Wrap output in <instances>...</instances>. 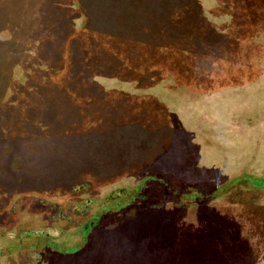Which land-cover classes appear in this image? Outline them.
<instances>
[{"label": "trees", "instance_id": "obj_1", "mask_svg": "<svg viewBox=\"0 0 264 264\" xmlns=\"http://www.w3.org/2000/svg\"><path fill=\"white\" fill-rule=\"evenodd\" d=\"M130 1L145 14L141 0ZM164 1L150 28L139 13H118L107 29L88 26L87 4L71 22L68 3L63 44L49 27L52 0L30 13L39 19L32 24L31 0H0V264L18 256L54 264L55 255L66 264L75 256L81 264H264V236L252 233L253 248L246 228L242 240L246 217L264 224L262 91L250 105L238 78L221 81L234 48L249 40L241 12L264 18V0ZM194 17L215 36L192 43L183 28ZM239 89L244 97L229 105L225 95ZM151 137L165 157L151 154ZM52 159L65 161L61 184L41 189L47 180L35 170ZM127 212L152 229L118 261L109 219ZM76 216V228L54 225ZM71 232L75 245L66 243ZM140 244L149 249L136 251Z\"/></svg>", "mask_w": 264, "mask_h": 264}, {"label": "rangeland", "instance_id": "obj_2", "mask_svg": "<svg viewBox=\"0 0 264 264\" xmlns=\"http://www.w3.org/2000/svg\"><path fill=\"white\" fill-rule=\"evenodd\" d=\"M32 3H28L29 4V8H31V11L29 12L28 15V23L33 22V19L36 22H39V19L31 16L30 13L34 12V10L38 11V7H41V4H45L46 0H31ZM53 2V6L51 8V16L53 17V13H54V18H53V23L49 26L50 22H46L43 21L44 24H46L47 26L50 27V30H52L54 32L53 36L54 39H57L59 42H63V44H65V30H67V25L65 26V13L67 12V16H70L69 19L71 22L75 23L76 25L78 23H80V19H78V11L77 13L75 12L77 10L78 5L81 4H87L85 5V10L86 13L88 14V26L90 27H94L96 24H99V26L101 28H110L111 26H115L113 24H111L113 17L116 20L118 18L119 14H124L126 13L128 15V17L131 18H135V15L137 13L143 15V17L141 18L143 20V24L142 27H149L151 25V16L152 14H154V10H158V11H162L164 10V8L167 10L169 8V6L167 5V3L163 0L161 3H159V5H156V3L154 4V6L150 7L148 6V0H141V5H145L146 10H145V14L142 13V11L138 8V6L134 5L130 0H113L112 2H106L105 0H52ZM68 3H70V9L73 10V12L70 11H66L65 12V5L67 6ZM54 7H56V9H54ZM28 8V9H29ZM213 9V8H212ZM167 12V11H166ZM119 13V14H118ZM209 19L210 21L213 19V16L211 13H209ZM225 15H221V16H214L217 18H222V23H223V19L226 21L230 20V17L228 18L227 16H225V18L223 17ZM241 16H244V19H240L242 25L239 26L241 28L245 27L246 31L244 32L245 35H247L249 37V40L247 43L240 45V47L236 46L234 49L237 50V56L234 55V57L232 56L233 54H231L232 58H230L228 60L227 63H225V67H224V74L221 76V81H232L235 80V78L237 79V83L241 84L242 87L247 86L248 90V94L250 95L249 97H247L249 100H247V103H249L250 105H256L257 104V100L255 98L256 94L262 91V100H264V75L262 74V72L260 71V69L262 68V66L264 65V63H261L262 57H264V29H262V26H264V18H262L260 15H256L251 14V13H243L241 12ZM241 18V17H240ZM106 19V20H103ZM204 19H202V21L199 18H192L191 20V24L190 25H186L183 28L184 30H190L192 31V33L188 36L189 39L192 40L193 42L196 41H200V40H205L206 38H213L212 34L213 32L211 31L210 26L207 24V22H203ZM114 22V21H113ZM180 25L177 28V31L182 29V25H183V21L180 20ZM121 26V24H120ZM127 25H123V27L125 28ZM134 28H132L133 30ZM213 36H215L213 34ZM164 37H166L164 35ZM218 39V38H215ZM189 40V41H191ZM219 40V39H218ZM197 44V43H194ZM195 48L192 47V50H194ZM196 50V49H195ZM230 53H232L231 51L227 54L229 55ZM231 56H226V59L231 57ZM189 62H194L193 60H189ZM258 62V63H257ZM194 71H198L199 69L198 66L193 65L192 66ZM259 72V73H258ZM255 73V74H252ZM258 73V74H256ZM213 74V72L209 73V77ZM227 77L230 80H227L225 78ZM241 77V78H240ZM245 85V86H244ZM245 91H243L242 89H239L238 91L234 92V91H230L228 94L225 95V100L229 105H234L236 102H238L240 96L243 98ZM237 98V99H236ZM262 107H264V104H261ZM261 107V108H262ZM260 115V114H259ZM238 133L242 132L241 129H239L237 131ZM241 140H244V137H237ZM240 142L237 141L236 144H239ZM157 143H155L154 139L151 137L150 139H148L147 141V145L149 147L151 151V154H157V156L160 157H165L163 155H159L160 152L157 151ZM217 149H221V148H217ZM236 150V148H235ZM221 151V150H220ZM224 151V150H222ZM174 155H179L178 152H175ZM169 156V155H168ZM175 157V156H174ZM50 161V160H49ZM48 161V162H49ZM45 162V161H44ZM65 161L62 160H56V159H52L50 161V163L47 166L43 165V168L41 170H35L37 177L39 176V178H44L45 180H47V182H45L44 184H42L41 189H50V188H54L57 187L58 185L61 184V182H57L58 179L60 178V176L62 175L61 173H59V171L57 170V168H59ZM37 163V162H36ZM53 173V177H50ZM39 174V175H38ZM75 174L70 178V180H72L74 178ZM71 185V184H69ZM74 200H79V199H74ZM250 204L253 205V201L249 202ZM250 206V205H248ZM47 209V207H45ZM248 209H250L252 211L253 207H247ZM46 209H43L44 212H46L45 215H50L51 211H48ZM256 209V208H254ZM256 211V210H255ZM133 212H127L126 215H123L122 217L119 218V222L116 220H110V222H113L115 224V228H113L112 233L109 235L111 237V240H115L118 243V248L116 249L115 252V257L116 259H120L119 256H125V252L126 249H128V252H133V250L130 248L131 247V242L130 240H134L137 239L138 237L140 238V236L143 234V230H148V228H150L151 222H149L146 219H143V217H136L134 215H132ZM148 216V215H147ZM78 216H76L73 220H71V222H65V220L63 222H59L57 224H54L56 227H61L64 230L67 229H73L76 228L77 225L79 224V222L81 221V219L77 218ZM152 219H157L158 216L154 215V216H149ZM259 217H254V216H248L246 217L245 221L243 222L244 224V235L242 234V240L243 243H245V230L246 228L250 229L251 234L254 232L259 233L260 236H264V224H261L258 221ZM122 219V221H120ZM159 219V218H158ZM131 221V222H130ZM109 222V223H110ZM111 225V224H110ZM20 226V225H19ZM113 227V226H112ZM104 226L103 224L99 225L96 233H102V235L104 234V232L106 231V229H103ZM152 229V228H150ZM115 230V231H114ZM42 232V230H40ZM44 231V230H43ZM70 231V230H69ZM145 232V231H144ZM45 235V234H44ZM70 238L68 239V242H66L68 245H75L79 242V235H76L74 233H70ZM255 235L252 234L250 238H248V242H250L252 244L253 248H256L258 245V242H253L252 238ZM99 239L101 238V235L98 234ZM122 237H125L124 240H122ZM120 240H121V244H120ZM130 243H129V242ZM130 245V247L128 245ZM144 248V246H143ZM142 245H138L137 248L135 249L136 251H147L149 249L148 246H145V248L143 249ZM255 251V249H254ZM38 253V252H37ZM254 254V253H253ZM40 256V255H39ZM33 257V256H32ZM65 257L63 256H59V255H55L54 259H53V263L54 264H66ZM75 259L73 260V263L71 264H81V262H79L78 260L81 258L79 257H74ZM128 259V257H126ZM136 258V257H135ZM130 261H131V257H129ZM119 261V260H118ZM8 263V262H12V264H38L40 262V259L35 257V259H31V257H17L14 258L13 260H10L9 258L5 257L4 258V263ZM87 264V263H86ZM98 264V263H95Z\"/></svg>", "mask_w": 264, "mask_h": 264}]
</instances>
